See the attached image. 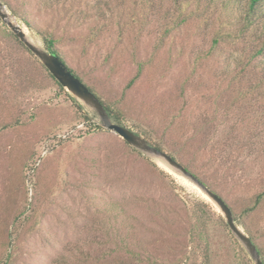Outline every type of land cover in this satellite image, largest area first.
Masks as SVG:
<instances>
[{
  "label": "rangeland",
  "instance_id": "obj_1",
  "mask_svg": "<svg viewBox=\"0 0 264 264\" xmlns=\"http://www.w3.org/2000/svg\"><path fill=\"white\" fill-rule=\"evenodd\" d=\"M93 1L97 0H0L33 45L49 50L37 30L26 27L11 7L18 13L28 9L42 29L52 28L62 36L58 48L68 63L106 102L119 101L125 118L122 125L129 127L132 121L150 125V117L162 121L169 110L161 102L171 90L180 93L183 88L184 96L174 99L182 131L200 137L196 147L205 153L202 159L215 153L220 156L216 164L223 167L213 173L214 168L205 166L204 178L210 186L205 185L238 213L264 190V84L255 86L262 70L256 66L259 57L250 61L254 71L248 66L244 70L246 83L253 82L250 91L245 86L246 94L238 91L242 78L236 84L228 79L238 63H249L252 33L258 24H252L233 45L222 41L207 54L216 30L243 27L246 7L241 2L232 0L226 9L223 2L228 5L229 0H151L142 8L146 16L140 24L128 22L131 0H99L98 10L76 15L59 12L73 2L85 8ZM98 18L113 19L115 25L91 38ZM167 25H173L167 34L171 42L161 48L163 57L151 66L154 43ZM8 31L13 34L0 19V264H57L63 259L60 255L78 254L77 248L96 256L112 248L100 223V211L107 209L104 200H118L129 212L144 217V210L138 209L142 198L155 205L160 226H169L167 235L178 233L188 245L190 234L198 230L197 219L210 221L228 238L214 224L220 215L228 234L248 254L212 199L161 157L132 147L103 127L96 112L65 88L58 89L38 58ZM136 34L140 38L131 46L134 54L123 63L124 53L115 48L116 37L133 39ZM139 63L143 72L129 84ZM236 97L243 98L238 102ZM91 123L100 129H88ZM170 180L175 183L172 187ZM31 206L32 218L23 221ZM232 214L248 235L237 214ZM244 221L264 251V203Z\"/></svg>",
  "mask_w": 264,
  "mask_h": 264
},
{
  "label": "trees",
  "instance_id": "obj_2",
  "mask_svg": "<svg viewBox=\"0 0 264 264\" xmlns=\"http://www.w3.org/2000/svg\"><path fill=\"white\" fill-rule=\"evenodd\" d=\"M78 1L80 0H77V2ZM233 1L241 2L243 6L246 7L244 17L242 18V20H245L243 27L241 29H225L220 27L216 30L211 39L212 43L210 44V47H208L210 51L208 50L207 54H210L212 50L214 51L218 49L217 46L222 41H227V44L233 45L234 42L236 43L237 40L241 38L239 36H242L244 32L252 26V24H258L252 33L254 44L250 47L251 57L247 61L249 63L247 65L238 63L236 68L232 71V77L228 79L229 83L236 84V82L239 83V79L242 78L243 81L241 82L238 91L241 94H246L244 90L245 86L246 88H249L248 90L250 91L252 89L253 82L249 80L246 83L249 78L247 76L245 77L243 74L245 72V68L247 66L249 67L250 61L255 57H259L260 60V62L256 63V66H262V70L258 72L259 75L255 79V86L264 84V0ZM150 2L151 0H131L127 9L130 16L128 22L134 23L139 20L138 24H140L141 20L146 16V13L143 12L142 8L147 4L150 5ZM131 4H134V6H131ZM231 4L232 0H229L228 5L223 2V6L226 9L231 8ZM99 7V0L95 2L93 1L92 3L90 2L85 8L78 7V4L73 2L68 7H63L62 10H59V12L62 11L65 15H76L81 11L83 13H88V11L92 9L98 10ZM10 9L13 10V13L21 19L26 27L37 30V32L41 35L45 47L53 51L65 63L69 70L101 101L109 118L119 124L125 120L123 117V111L119 109L117 105L119 101L117 100L111 103L106 102L105 99H102L94 85L89 82L88 84L83 78L84 75L82 73H78V71H76L68 63L61 49L58 48V43L62 42V36L57 35L52 28L42 29V27H40L41 25H38L36 21L31 18L32 13L28 11V9L23 7L19 10V13L14 11L15 9L12 7ZM177 19L178 18L176 16L174 20ZM112 20L113 19H106L104 22H101L98 18L99 24L93 26L91 29V38L100 36L105 31H108L112 25L114 26L115 24L112 23ZM179 20L181 22L180 24L183 25L186 22L183 17H180ZM201 20L204 21L203 19ZM128 22L125 21L123 24H125V26H129ZM117 25L121 28L122 22L118 21ZM172 26L173 25H167L164 29L163 36L154 43L156 54L151 57L149 62L151 66H154L152 63L153 61L163 57V55H160L159 53L161 48L165 46L167 42H171V40L167 38L169 37L167 34H169L170 30H172ZM6 34L23 47L22 42H20L14 34L9 31ZM139 38V34H136L133 39L121 36L116 37L115 48L124 53V58L122 59L123 63L127 62L131 55L134 54V49L131 46H133L134 43H138ZM23 48L28 51L27 48ZM192 66L191 73H193L195 67L194 65ZM142 67L143 64L139 63L137 73L134 75L129 84H132L140 77V74L143 72ZM44 70L53 80L58 89L64 91V88L53 78L47 69L44 68ZM188 78L189 77H184V80L186 81ZM183 90L184 89L182 88L180 93H178V91H175L174 93L171 90V92L167 94L168 96L166 100L161 102V104L169 110L162 121L153 122L150 117V125L142 124L140 121H132L129 127L133 128L137 134L144 135V137L153 143L155 147L169 154L203 184L210 186V183H208L204 178V173L206 172L204 168L208 165L211 167L207 170L211 171V169L214 168L213 173L214 170L222 172L223 167L216 164L220 156L215 153H211V155H209L206 159H202L203 157H206V155L205 153L199 151L196 147V143L199 142L200 137L197 134H188V130L182 131L183 125H181L178 120L179 113H174V99H179L177 97L182 98L184 96ZM213 98L214 100L212 101L217 99L215 96H213ZM242 98L243 97H236L237 100L239 99L238 102ZM70 99L75 101L72 97H70ZM181 108L184 109V106L182 105ZM194 117H197V115ZM85 119L88 120L86 116ZM91 126L92 127L88 129H100V126L97 124L91 123ZM192 155H195V157ZM199 159H202V161H198ZM226 176L228 178V173ZM168 183L171 187L175 185L173 180H170ZM216 194L219 195L218 193ZM104 201L107 209L100 211L102 214V217H100V223L103 227L104 236L110 242L112 248H106L104 251H100L96 256L92 255L89 251H81L77 248L76 251L79 252L78 254L69 253V255H67L68 258L66 255H60V258L63 259L58 261L57 264H253L249 254L245 253L242 248L238 247L237 242L231 235L228 234L229 231H227V226L220 215H217L214 224L223 228L227 232L228 238H226L220 231L214 229L210 221L197 219V223L199 225L198 230L199 228L202 229L199 231L197 230V232L194 231L190 234L189 241L191 245H188L189 243H184L182 240L183 237H180L178 233L167 235L166 232L169 226H160L161 224L157 219L158 214L154 209L155 205L148 200H145L144 198L139 200V204L143 205H140L138 209L144 210V217L142 215H136L129 212L127 210V206L118 200H112L111 202L106 200ZM262 203H264V190L257 193L250 204L243 205V207L239 209L238 213L234 209V205H230V209L235 213V215L237 214L235 216L237 221L245 227L248 237L254 243L259 254L264 256V251H262L260 246L254 242V234L244 221L250 216L251 212L255 208H258ZM28 211V214L23 216V221H28L29 218H32L33 207H29ZM148 218L150 219L147 221ZM38 225H42V223L38 222ZM193 235H195L194 238ZM57 240L58 239H56L55 242H57ZM196 240L198 241L196 242ZM156 247L163 251L159 253L155 249ZM5 257L10 259V253H6Z\"/></svg>",
  "mask_w": 264,
  "mask_h": 264
},
{
  "label": "water",
  "instance_id": "obj_3",
  "mask_svg": "<svg viewBox=\"0 0 264 264\" xmlns=\"http://www.w3.org/2000/svg\"><path fill=\"white\" fill-rule=\"evenodd\" d=\"M0 19L7 25L13 34L22 42L26 48L38 58L44 67L51 73V75L58 81V83L65 88L74 98L82 102L84 105L93 109L101 119L103 127L116 133L123 140H125L132 147L143 152L150 153L161 157L174 169L181 172L183 176L194 183L201 191H203L214 203L219 207L225 221L232 231V233L244 245L249 256L252 258L254 264H263L259 252L254 243L235 223L233 214L227 203L217 195L213 190L203 184L191 172H189L183 165L173 159L165 151L158 149L150 144L144 137L137 134L129 127L113 122L109 119L107 112L104 109L101 101L81 82L65 65V63L51 50H46L33 45L27 38L22 27L10 18V15L3 10L0 2Z\"/></svg>",
  "mask_w": 264,
  "mask_h": 264
},
{
  "label": "bare ground",
  "instance_id": "obj_4",
  "mask_svg": "<svg viewBox=\"0 0 264 264\" xmlns=\"http://www.w3.org/2000/svg\"><path fill=\"white\" fill-rule=\"evenodd\" d=\"M23 30L26 32V34H27V31L23 28ZM27 36H28V34H27ZM29 37V36H28Z\"/></svg>",
  "mask_w": 264,
  "mask_h": 264
}]
</instances>
